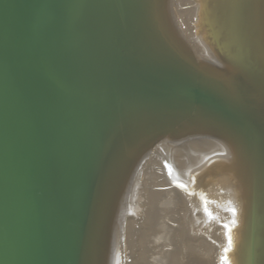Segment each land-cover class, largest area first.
<instances>
[{
    "label": "water",
    "instance_id": "obj_1",
    "mask_svg": "<svg viewBox=\"0 0 264 264\" xmlns=\"http://www.w3.org/2000/svg\"><path fill=\"white\" fill-rule=\"evenodd\" d=\"M0 0V264H111L130 180L163 141L212 144L225 264H264V0Z\"/></svg>",
    "mask_w": 264,
    "mask_h": 264
},
{
    "label": "bare ground",
    "instance_id": "obj_2",
    "mask_svg": "<svg viewBox=\"0 0 264 264\" xmlns=\"http://www.w3.org/2000/svg\"><path fill=\"white\" fill-rule=\"evenodd\" d=\"M190 11L192 15H190ZM197 14L198 3L196 0H176L172 15L177 19L184 35L190 39V42L193 41V45L199 48V42L192 38V29ZM211 144V142L205 140L163 141L143 156L132 175L127 190L119 231L114 237L111 264H129L134 236L137 238L134 234V225L138 231L137 262L139 261V256L140 260L145 259L144 251H147L145 264H220V262L225 264L218 255L215 257L209 249H206L207 245L212 244L206 241L207 232L197 234L195 237L190 236L192 238L187 239V241L186 237L183 240L184 233L192 225V221L186 219L188 202H190V199L193 201L199 199L201 195L199 189L194 188V181L191 178L192 174L188 171V161L195 163V160L198 163L199 158L202 161L210 152ZM203 198L205 199L200 201L202 208L199 212L196 211L194 213L195 220L193 221H198L202 217L201 214L203 212L207 215L209 210L212 211V217L215 215V222H222V216L226 215L224 223L220 227L213 226L207 231L209 233L217 230L216 234H220L221 239H225L227 244L228 237L225 233L224 224L233 218V214L230 211L233 207V201L226 187L219 183L212 185L208 189L207 195ZM139 206L144 208L142 212H146L148 216L145 223L139 222L141 228L148 223V229L152 230V233L162 241L161 243L152 240L150 236L147 239L148 241H144L139 236L141 229H138V226L134 224ZM184 215L188 229L184 228L183 233L182 231L180 232L182 238L179 239L181 241L172 245V248L176 251V253L174 252L175 255H172L168 246L172 243L174 225L172 227L170 222L178 224V222L182 221ZM191 215L193 216V214ZM215 222L214 224H216ZM198 224L201 225V222H198ZM180 225H182L181 222ZM192 227L190 228L192 229ZM176 237L178 238V236ZM185 245L191 246L190 252L184 250ZM209 248L214 249L211 246ZM201 251L204 252V258L208 252L210 259L201 260ZM142 254H144V257ZM210 254H212V257ZM211 259L214 260L211 261Z\"/></svg>",
    "mask_w": 264,
    "mask_h": 264
},
{
    "label": "rangeland",
    "instance_id": "obj_3",
    "mask_svg": "<svg viewBox=\"0 0 264 264\" xmlns=\"http://www.w3.org/2000/svg\"><path fill=\"white\" fill-rule=\"evenodd\" d=\"M175 2H176V0H170V5H171V9H172V11L175 9ZM190 15H192V12L190 11ZM191 43L193 44V41H191ZM191 160V159H190ZM194 162L195 163H193V161H188V171H190L191 172V174H192V177L191 178H193V176H194V174L197 172V168H198V166H199V164L201 163V161H200V158L198 159V163H196V161L194 160ZM195 164H197L196 166H195ZM192 181H194V180H192ZM174 183H175V181H174ZM220 184V183H219ZM221 185V184H220ZM200 189V188H199ZM200 195V194H199ZM190 197V196H189ZM188 198V197H187ZM205 198H203V196L202 195H200V197H199V199H195L194 201L193 200H189L190 202H188V206H187V208H186V211H187V217H186V219L188 220V221H192V225H193V227H192V225H190L189 226V229L187 228V224H186V221H185V215L183 216V219H182V221H180L181 222V224L182 225H180V222H178V224L176 223H172V222H170L171 223V225H172V227H173V225H174V229H173V237H172V243L168 246L169 247V249H171V254L172 255H175V253H176V251L172 248V245H175L176 243H179V241H181L180 239L182 238L181 236H180V232L182 231V233H183V231H184V228H186V229H188V231H186L184 234L186 235H183L184 237H183V240H185L184 238L186 237V241H187V239H191L192 237H195V235H197V234H200V233H204V232H207V234H208V236H207V238H206V241H207V243H209V242H211L212 244L211 245H207L206 246V249H209L212 253H213V255L216 257L217 255L220 257L221 256V251H222V248L225 246V244H226V240L225 239H221V236H220V234H216L217 233V230H214V231H211V232H209L208 233V231H207V229H210V227H217V226H221L222 225V223H224V218H226V215H224V216H222V222H220V221H216L215 222V215L212 217V211L211 210H209L208 211V213H207V215L203 212L201 215H202V217H200L199 219L201 220H199L198 219V221H196V222H194L193 220H195V218H194V213L197 211V212H199L200 211V209L202 208V205H201V203H200V201H203ZM144 210V208L141 206H139L138 207V211H137V213H136V216H135V223L134 224H136L137 226H138V229L140 228L141 229V232H140V235L139 236H141V239L143 238V240L144 241H148L147 239L149 238V236H150V238L152 239V240H154V241H157V242H159V243H161L162 241L157 237V236H155L153 233H152V230H150V229H148V223L145 225L144 224V226L141 228V225H140V223L139 222H144L145 223V221H146V219L148 218V216H147V213L146 212H142ZM184 212V211H183ZM185 213V212H184ZM191 214H193V216L191 215ZM209 215V216H208ZM193 218H192V217ZM203 217H205V218H203ZM202 218V219H201ZM210 219V220H209ZM203 220V221H202ZM205 220V221H204ZM208 221V222H207ZM209 221H210V224H209ZM184 224H183V223ZM198 222H201V225L200 224H198ZM207 222V223H206ZM214 222L217 224H214ZM169 223V224H170ZM196 223V224H195ZM203 223V224H202ZM204 223H206V224H204ZM195 224V225H194ZM198 224V225H197ZM210 225V226H209ZM181 226H183L182 228H180ZM197 226V227H196ZM206 226H209V227H206ZM134 227H135V231H134V234L137 236V238L134 236V243H133V248H132V251L130 252L131 254H130V259H129V264H145L144 262H145V259L147 258V256H146V252L147 251H144V254H145V259L144 260H140V256H139V261L137 262V258H138V250H137V248H138V231H137V227L134 225ZM176 227V228H175ZM179 227V228H178ZM190 227H192V229L190 228ZM201 227H203V228H201ZM218 227V228H219ZM195 228H197V229H195ZM199 228V229H198ZM217 228V229H218ZM182 229V230H181ZM194 229V230H193ZM201 229H202V231H201ZM179 231V232H178ZM189 232V233H188ZM191 232V233H190ZM189 235V236H188ZM176 236H178V238L176 237ZM190 236H192V237H190ZM180 238V239H179ZM177 239H178V241H177ZM176 240V241H175ZM188 243H189V240H188ZM212 247V248H214V249H210L209 247ZM189 248V249H188ZM190 248H191V246H189V245H185L184 246V250L186 251V250H188V252H190L189 250H190ZM174 250V251H173ZM175 252V253H174ZM202 252V251H201ZM144 254H142L143 255V257H144ZM195 255V254H194ZM193 255V256H194ZM209 254H208V252L206 253V256H205V258H207V259H210V257L208 256ZM211 255V257H212V254H210ZM200 258H201V260H203V259H205L204 258V252H202L201 253V255H200ZM215 259V258H214ZM213 259V260H214ZM212 259H211V261H213ZM220 264H222V262H220Z\"/></svg>",
    "mask_w": 264,
    "mask_h": 264
}]
</instances>
